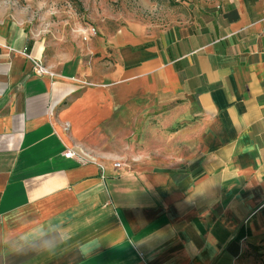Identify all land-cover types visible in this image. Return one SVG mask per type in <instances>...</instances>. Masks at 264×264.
Segmentation results:
<instances>
[{
    "label": "crops",
    "instance_id": "obj_1",
    "mask_svg": "<svg viewBox=\"0 0 264 264\" xmlns=\"http://www.w3.org/2000/svg\"><path fill=\"white\" fill-rule=\"evenodd\" d=\"M153 27L95 42L116 61L101 119L155 121L102 149L93 125L70 138L56 118L80 65H47V43L0 13V264H264V0L186 4Z\"/></svg>",
    "mask_w": 264,
    "mask_h": 264
},
{
    "label": "rangeland",
    "instance_id": "obj_2",
    "mask_svg": "<svg viewBox=\"0 0 264 264\" xmlns=\"http://www.w3.org/2000/svg\"><path fill=\"white\" fill-rule=\"evenodd\" d=\"M207 1L0 0V13L15 17L33 36L42 38L47 43V65H66L68 74H73L74 66L80 65L81 91L66 100L57 110L56 118L61 119L63 129L70 138L73 137L74 122L84 120L93 125L90 134H95L96 140L92 138L88 144L98 143L103 149L106 144L105 134L120 131L122 125L128 126L134 133L142 134L143 129L155 121L152 113L139 115L135 106L122 109L124 123L121 112L113 115L111 125L101 119L107 108L109 95L105 93L106 85L100 82L99 76L107 71H114L116 61L114 57H108L104 53H94L95 42L100 39L102 43H106L111 36L121 35L131 27H139L141 30L144 27L145 32L152 33L153 26L168 21V13L183 14L186 4L201 5ZM83 30H95L96 35H89L85 40L81 33ZM108 52L111 53V49ZM95 78L97 83L94 82ZM117 88L120 92L119 86ZM77 149L91 155L88 147L78 146Z\"/></svg>",
    "mask_w": 264,
    "mask_h": 264
},
{
    "label": "built area",
    "instance_id": "obj_3",
    "mask_svg": "<svg viewBox=\"0 0 264 264\" xmlns=\"http://www.w3.org/2000/svg\"><path fill=\"white\" fill-rule=\"evenodd\" d=\"M82 35L84 36V39L87 40L89 35H96V31L95 30H83ZM34 65L36 67V74L39 76H43V75H50L52 77H54L55 75L52 74L49 69H47V67L44 65V63H42L41 61H36L34 60ZM64 156L68 159H74L76 161H78L80 164H88L89 161L88 159L82 157L77 151L75 150H68L67 152H65ZM119 166V165H118Z\"/></svg>",
    "mask_w": 264,
    "mask_h": 264
},
{
    "label": "trees",
    "instance_id": "obj_4",
    "mask_svg": "<svg viewBox=\"0 0 264 264\" xmlns=\"http://www.w3.org/2000/svg\"><path fill=\"white\" fill-rule=\"evenodd\" d=\"M241 234H243V230H241V232H240V235L239 236H241ZM238 236V240H241V238Z\"/></svg>",
    "mask_w": 264,
    "mask_h": 264
}]
</instances>
